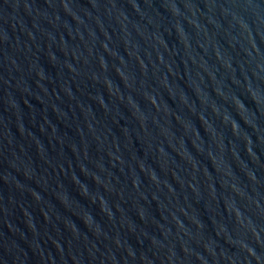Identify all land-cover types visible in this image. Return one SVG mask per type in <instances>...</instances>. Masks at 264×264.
I'll return each instance as SVG.
<instances>
[{
	"label": "water",
	"instance_id": "1",
	"mask_svg": "<svg viewBox=\"0 0 264 264\" xmlns=\"http://www.w3.org/2000/svg\"><path fill=\"white\" fill-rule=\"evenodd\" d=\"M0 264H264V0H0Z\"/></svg>",
	"mask_w": 264,
	"mask_h": 264
}]
</instances>
